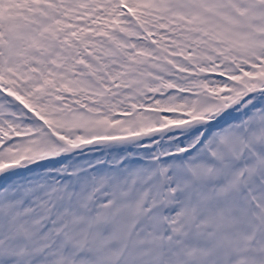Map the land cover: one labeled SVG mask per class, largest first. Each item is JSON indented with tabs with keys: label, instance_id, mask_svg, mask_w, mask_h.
I'll return each mask as SVG.
<instances>
[{
	"label": "snow or ice",
	"instance_id": "obj_1",
	"mask_svg": "<svg viewBox=\"0 0 264 264\" xmlns=\"http://www.w3.org/2000/svg\"><path fill=\"white\" fill-rule=\"evenodd\" d=\"M0 264H264V0H0Z\"/></svg>",
	"mask_w": 264,
	"mask_h": 264
}]
</instances>
